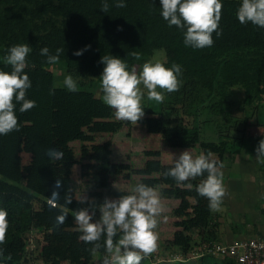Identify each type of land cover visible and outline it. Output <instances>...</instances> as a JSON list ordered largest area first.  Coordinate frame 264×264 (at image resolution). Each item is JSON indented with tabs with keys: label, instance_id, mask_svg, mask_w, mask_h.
I'll return each instance as SVG.
<instances>
[{
	"label": "trees",
	"instance_id": "obj_1",
	"mask_svg": "<svg viewBox=\"0 0 264 264\" xmlns=\"http://www.w3.org/2000/svg\"><path fill=\"white\" fill-rule=\"evenodd\" d=\"M220 2L223 8L218 31L222 34L217 36L213 33V46L193 49L183 42L184 29L170 27L163 20L160 0H125L126 7L123 8L115 7V0H107V12L101 11L102 0H0V71H12L5 60L8 49L27 43L32 51L25 69L31 81L26 99L35 101L36 105L22 113L19 111L21 104L14 100L19 130L0 135V209L8 214V229L4 243L0 244V263L20 264L25 248L24 237L34 218L43 224L40 230L48 227L47 224H56L57 217L61 215L67 221L74 219L75 215L60 209L64 205L61 197L70 193L59 175V165L70 150L69 141L76 139L93 143L96 136H103L101 133L112 125L118 129L128 122L115 119L114 110L106 104H92L94 89L99 88L103 93L100 76L104 65L100 60L105 55L124 60L131 70L142 67L156 50L163 49L165 58L159 62L169 68L173 64L181 66L179 91L167 93L158 88L157 91L164 95V101L157 102L154 110L141 105L144 114L151 116H143L138 121L148 128L161 130L162 136L167 137L172 146L187 148L197 144L199 154L216 156L210 161L217 166L223 163L225 154L239 152L244 139L255 140L258 147L260 133L250 135L247 130L255 126L259 131L258 127L264 123L256 121L253 125L250 121L252 115L247 116V112L255 109L251 112L258 113L264 103V28L239 23L236 13L242 0ZM89 45L90 48L82 55L73 54ZM45 47L51 55H55L58 49L64 50L57 62L63 67L62 73L71 75L76 81V92L55 84L51 70L53 64L47 63V58L40 54ZM237 92L242 94L238 103L235 101ZM112 118L115 119L113 124L109 121ZM24 121L42 127V135L32 141H23ZM85 121L90 123V132L59 128L67 123ZM201 121L215 124L217 141L201 140ZM239 126H242L241 130ZM233 132H241L237 147L229 142V138L235 141L230 135ZM111 145L110 137H107L103 143L92 144L89 149L82 148L81 151L91 157L105 159L112 155ZM24 149L35 154L26 166L22 165L20 157ZM153 156L154 160L145 162V168L131 169L129 174L139 175L152 171L154 167L153 171L158 172L159 152H153ZM110 174L111 167L105 168L92 181L94 199L88 201L87 206L100 208L103 205ZM206 177L205 172L193 179L192 188L175 187L171 191L172 197L180 198L182 211L180 220L175 222L178 229L172 233L168 249L181 253L183 261L190 255V240L195 236L194 239L200 238L205 243L219 240L217 223L212 221L211 212L207 211L210 209L209 201L196 191ZM23 182H27L29 188L20 194L18 186ZM29 193L40 196L46 207L43 213L33 214L32 205L27 200L30 199ZM189 196L195 198L197 205L201 204L199 208L205 206L203 216L190 211ZM47 198L56 201L57 206L47 205ZM101 236L103 239L98 243L96 255L105 260L109 255L105 243L107 237ZM121 237L122 233L117 229L114 245ZM141 256L140 264H163L151 255ZM94 258L89 243L63 231H53L49 240L41 245L36 261L41 264H91ZM183 261L172 264H182ZM195 264L238 263L233 257L205 254Z\"/></svg>",
	"mask_w": 264,
	"mask_h": 264
},
{
	"label": "clouds",
	"instance_id": "obj_2",
	"mask_svg": "<svg viewBox=\"0 0 264 264\" xmlns=\"http://www.w3.org/2000/svg\"><path fill=\"white\" fill-rule=\"evenodd\" d=\"M115 7H126L125 0H115ZM160 15L168 25L177 29H184V44L193 49H203L214 44L213 33L221 35L219 22L223 5L220 0H160ZM109 10L107 0H102V12ZM237 20L241 25L251 23L259 28H264V0H242L237 9ZM89 46L73 53L80 56ZM32 48L27 44H18L8 49L5 57L6 63L11 66V72L0 71V135H7L18 129V119L15 113L16 104L20 103V112L34 108L35 101L26 99V92L31 87L29 76L25 73L28 66L27 57ZM61 49L55 55L49 54L48 48H42L40 54L47 58L46 62L54 64L59 60ZM100 63L104 65L100 76L102 100L114 110L117 120L137 124L144 116L141 101L144 92L141 85L147 90V99L162 103L164 95L179 91L181 81L178 77L182 68L173 64L170 68L159 61L145 62L142 70L136 68L128 70L127 63L111 55H105ZM64 86L70 92L78 90L77 83L71 75L65 76ZM54 94V91H50ZM256 159L264 163V139L259 141L255 149ZM212 153L199 154L195 158L185 150L179 156H173V166L168 169L165 177H172L178 184L203 176L206 179L197 186V193L208 199L209 208L217 210L222 198L226 195L223 184V174L219 166L210 161ZM192 188V184L186 185ZM135 194L125 195L117 200L106 199L100 207V219L92 222L94 211L81 208L75 213V221L82 232L80 240L93 243L96 248L100 245L101 235H106V251L110 258L105 264H140L144 256L151 255L157 250L158 236L154 229L157 227L156 217L162 212L161 199L152 187L139 183L132 188ZM7 211L0 209V244L4 243L8 229ZM66 217H57V223L63 224ZM117 229L122 233L121 239L114 245L113 237Z\"/></svg>",
	"mask_w": 264,
	"mask_h": 264
},
{
	"label": "rangeland",
	"instance_id": "obj_3",
	"mask_svg": "<svg viewBox=\"0 0 264 264\" xmlns=\"http://www.w3.org/2000/svg\"><path fill=\"white\" fill-rule=\"evenodd\" d=\"M164 58L165 51L160 49L153 53L150 61H161ZM60 65L61 64L58 62L54 63L51 66V70L55 75V84L58 86H64L63 81L66 73H62V66ZM136 69L137 71H140L142 70V67L138 66ZM141 90L144 92L141 105H147L149 109H157V102L147 99V90L144 88H141ZM102 96L103 93L99 91V88L94 89V100L92 104L96 106L98 102L104 103ZM241 96L242 94L237 92L235 95L236 103L239 102ZM252 110L255 111V109H250L247 112V116L248 114L252 115L250 121L253 125L256 124V121L264 123V103L258 113L256 112L254 114L251 112ZM144 116L151 115L144 114ZM115 119H109L110 123H115ZM199 125L201 127V140H218V135L215 133L216 126L214 123H204L201 121L199 122ZM251 127L252 128L249 127L247 130L248 134L255 135L260 133L259 135L257 134L258 141L264 139V124H262L261 127H258L260 132L255 129V126ZM59 128L71 132H90V123L89 121L83 123H67L61 125ZM238 128L241 130L242 126H239ZM241 132H233L230 134L235 140L233 141L229 138L230 144L234 143L233 146H238V138L240 137ZM42 133V127L33 126L26 121L23 122V141L35 140L39 138ZM101 134L103 136H96V140L93 143H81L80 140L76 139L69 141L70 150L59 165V175H61L63 182L68 186L70 193L69 195L65 194L61 197L64 200V205L59 208L70 212L73 215H75V213L81 208H86L89 209L90 214H92L93 211L95 213L92 222L99 221L101 216L100 208H89L86 203L94 199V197H92V181L97 178L100 171L111 167V174L108 179L109 189L106 192L105 200H117L122 196L135 194L132 192V188L139 183L145 184L156 190L161 199L163 210L160 215L156 217L157 227L154 231L158 236L157 250L153 252L151 256L155 260H161L163 264L175 263L172 259H174L177 252H171V249H168V247H170L172 233L178 229L174 223L180 219L181 216L179 215L182 210H180L179 206L180 198L172 197L171 191L175 187L182 189L188 188L186 185L191 183L193 179L185 181L184 184L183 182L182 184H178L172 177H165L164 173L173 166V156H179V154L185 150H189L194 158L198 156V145H190L187 148L174 147L170 144L171 142L167 137L162 136L161 130L148 128L139 122H137V124L127 122L118 129L112 125L110 129ZM107 137H110L112 143L110 147L112 155L110 157L105 159L103 157H91V155L89 156L88 154H84L83 151H80L82 145L83 147H86V149H89L90 145L101 144L107 139ZM255 149V140L244 139L239 152L236 154H225L222 163L223 167L220 168V171L223 174V184L226 189V195L222 198V203L217 210L207 209L208 212H212V221L217 223V227H219L217 229L219 232L222 230L225 232L228 230L231 231L229 240L248 238L258 234L264 236V163H259L257 161ZM155 151L159 152L160 155L157 157L160 161V169L158 172L153 171L156 168L154 167L151 169L153 172L145 171L139 175L134 173L129 174V170L131 169L145 168V162L147 160H154L153 152ZM33 155L35 154L32 150L24 149L21 151L20 157L22 165L26 166ZM215 159V155L210 157V160ZM26 183L27 182H23L18 186L20 194L25 193V188H29ZM28 198H32L27 199L33 201L32 204L41 201L40 196L37 193H29ZM187 200L192 206L190 211L198 216L204 215L206 212L204 205L199 208L201 204L197 205V201L191 196H189ZM32 212L34 214L36 213V210H33ZM33 220L31 228L36 232V235L43 239L42 243L49 240L53 231H63L66 235H72L77 240H79L80 235H82V232L79 230V226L75 221V216L72 221L65 220L63 224H58L57 222H55L56 224H47L48 227H43L41 230L40 225L43 224L36 221L35 218ZM102 239L103 236H101L96 243H100ZM198 242L199 238H192L190 240V251L193 250ZM89 244L95 254V258L91 264H105L107 258L102 260L101 257H98L96 255L97 250L94 244ZM140 254L142 255L143 253ZM183 263L195 264L196 261L190 259L186 262H182V264Z\"/></svg>",
	"mask_w": 264,
	"mask_h": 264
},
{
	"label": "built area",
	"instance_id": "obj_4",
	"mask_svg": "<svg viewBox=\"0 0 264 264\" xmlns=\"http://www.w3.org/2000/svg\"><path fill=\"white\" fill-rule=\"evenodd\" d=\"M45 202L50 207L57 206L56 201L52 199L47 198ZM24 238L25 248L23 256L28 255L29 259L32 261L30 264H40L36 261V258L43 244V239L36 235V232L32 228L25 234ZM189 254L193 257H201L205 254L216 257L229 256L233 257L238 264H264V236L258 234L248 238L236 239L228 244L219 242L204 243L197 249L191 250ZM109 256L110 254L106 258L108 259ZM172 260L180 262L184 259L181 253H177Z\"/></svg>",
	"mask_w": 264,
	"mask_h": 264
},
{
	"label": "crops",
	"instance_id": "obj_5",
	"mask_svg": "<svg viewBox=\"0 0 264 264\" xmlns=\"http://www.w3.org/2000/svg\"><path fill=\"white\" fill-rule=\"evenodd\" d=\"M81 143H86V142H81ZM90 143V142H89ZM81 149L82 148H86V147H83V145L80 147ZM81 149H80V151H81ZM89 155V154H88ZM90 156V155H89ZM183 184H184V182H183ZM30 199H32V198H30ZM32 202L33 201H31V200H29V203L32 205V209L33 210H36V213H43L45 210H46V207L44 206V204H43V202H41V201H38V202H34V204H32ZM88 207V206H87ZM89 208H92V209H95V208H93V207H89ZM211 215H212V212H211ZM180 219H178V221H179ZM178 221H176V222H178ZM174 225H175V223H174ZM217 228H219V227H217ZM230 234H231V231L230 230H228V231H218V235H217V237H218V239L219 240H216V242H219V243H222V244H228V243H230V242H232L234 239H232V240H229L230 238H229V236H230ZM195 237H197V236H195ZM194 237V238H195ZM215 237V236H214ZM201 241L202 240H200V238H199V242L196 244V246L193 248V250L194 249H197L200 245H201ZM205 243V241L203 240L202 241V244H204ZM198 258L199 257H193L192 255H189V257L187 258V260L186 261H188V260H190V259H193V260H195V261H198ZM186 261H183V262H186ZM30 262H32L31 261V259H29V257H28V255H24V256H22V259H21V262H20V264H30ZM36 262V261H35Z\"/></svg>",
	"mask_w": 264,
	"mask_h": 264
}]
</instances>
